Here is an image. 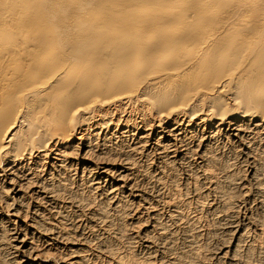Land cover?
<instances>
[{
  "label": "bare ground",
  "instance_id": "obj_1",
  "mask_svg": "<svg viewBox=\"0 0 264 264\" xmlns=\"http://www.w3.org/2000/svg\"><path fill=\"white\" fill-rule=\"evenodd\" d=\"M195 127L202 136L193 150L184 135ZM112 128L117 135L135 128L133 135L146 139L140 149L152 148L166 160L179 154V142L183 160L197 156L206 161L205 170L218 166L211 141L221 133L249 150L264 142V0H0V210L27 219L28 195L40 202L42 190L53 200L63 198L68 182L61 170H72L71 160L82 170L99 171L93 185L106 178L113 190L134 194L128 173L113 171L133 170L132 151L139 147L132 153L107 150ZM156 129L161 137L153 141ZM118 159L125 162L121 169L110 165ZM37 170H50L49 179ZM56 174L60 181L52 184ZM55 207L53 216L31 218L29 227L69 243L66 228L55 223L62 213ZM104 215L97 219L104 223ZM12 234L20 264H47L49 253L29 235ZM82 251L63 262L91 263Z\"/></svg>",
  "mask_w": 264,
  "mask_h": 264
},
{
  "label": "rangeland",
  "instance_id": "obj_2",
  "mask_svg": "<svg viewBox=\"0 0 264 264\" xmlns=\"http://www.w3.org/2000/svg\"><path fill=\"white\" fill-rule=\"evenodd\" d=\"M173 126L175 127L174 123H171L172 128H174ZM185 129V126H182L180 130L184 132L186 131ZM201 129L202 128L198 129V127H195L193 133L184 135L188 143L191 141V143H189L190 149L193 148V150H196L197 146H195V144L198 145L197 140L202 136L200 133L202 132ZM114 130L115 128H112V131L109 132V135H111L110 138H112L111 140L114 142L111 146H107L106 149L119 151L117 148H124L128 153L133 152V160L135 165H137L131 171H112L114 173H128L132 181V187L134 186L136 189L134 191L135 193L131 194L130 189L120 191L113 190L110 187L111 184L104 181L106 178L100 181L101 185H93L98 182L97 179H101V177L97 178L100 174L98 170H95L96 172H94V170H82V165H79L77 160L68 161V167L72 166V170H61V179L68 182L66 192L62 195V197L64 196L63 198L60 200H53L49 195L39 190L37 194L42 196L40 199L42 201L41 203V201L38 202L34 200L35 198L32 195H28V201L25 203V207L23 206L28 216L27 219L22 214H19V220H17L18 218L16 219L11 216V212L8 211L9 214L7 210H0V212H2L0 214V241L4 239L0 242V264H14L15 262V264H20L19 262L22 256L16 255L14 257L15 251L13 249V243H11L12 233L16 231L22 235H29L28 237L33 239L35 246L39 248V250L43 249L41 251L44 252V255H48L49 253V255L46 256L48 259L45 258L47 264H67L64 263L65 258L67 257L66 259H68V256L70 257L74 250H83V255L87 259L86 262H91L88 264H115L116 262V264H264L263 141L258 142L260 139L256 141L252 146L255 150L250 147V150H252L250 151L243 146V144H240V142H234V140L230 141V138L226 134L222 136L221 133V136L217 135L215 136L216 139L214 138V140L211 141L215 150L219 152V156H217V159H219L218 166L217 168L214 167L215 169L213 170H207V168L205 170L206 161L203 160L201 162L199 158H196L197 156H192L191 158L183 160L184 152L182 151L184 149L179 142V144L177 143V147L179 146V148H177L179 154L176 156L172 154L173 158L176 157L177 159H173L171 158L172 156L169 155L167 156L168 160H166L160 158L157 152L152 148L147 149L146 146V148L140 149V141H143V139H139V135L136 134L137 132L133 135L136 130L135 128L129 133L124 131V133L120 134V132L118 135ZM141 133L143 134V131H141ZM115 134L116 136L113 137ZM157 137L158 139L161 137L160 129L155 130L151 139L154 141L157 140ZM145 140L146 139H144V141ZM215 141L216 143H214ZM137 142L138 145H134L137 144ZM143 145L145 144L143 143ZM133 147H139L137 151L139 153L132 151ZM146 154L150 156H146ZM155 154L156 156H154ZM112 155H115L114 152ZM115 162L110 165L113 164L112 167L116 169H121L122 165L125 163L123 162V164H120L122 161H119V159L117 161L115 160ZM94 163H96V160ZM44 165L46 167L48 166L45 162ZM37 171L39 173V178L42 180L49 179L47 178V174L50 170H45V172L44 170ZM206 171L208 173H206ZM57 174L52 184L54 182L55 184L56 182L59 183L60 176ZM158 182H161V184H157ZM108 190L113 192L109 193ZM107 192L108 195H106ZM137 194L140 196L136 197ZM65 195L66 197L67 195L71 197H67V199ZM89 198L91 200L89 202L93 203L86 209L87 206L84 203L86 200H89ZM107 200L110 203L113 201L111 203L112 206L108 204L109 202H107ZM77 201L82 203L79 204ZM117 201H119V204ZM120 201L122 203H120ZM44 202H47L49 206ZM77 203L79 206L82 205L80 206L82 208L77 207ZM225 203L227 205H225ZM228 203H230V207ZM50 205H52V207H50ZM225 206L229 207L228 209L230 210ZM53 207L57 208L56 211L58 210V213L62 212V215L60 214V218H57L55 223L59 228L62 227L63 229H67H65V231L69 235L70 245H68V241L67 243L65 240L59 241V239H56L52 234L43 237L39 232H35L29 227L33 219L40 220L44 217L46 219L49 218V216H53ZM90 207L93 209H90ZM102 207L104 210L107 208L110 209H107V211H109L106 212ZM101 209L103 211H101ZM123 209L125 210L123 211ZM32 212L33 214H31ZM93 212H95V215ZM104 212L106 215H109L107 218L105 217L106 222L104 221L103 223V221L97 218H99L102 213L104 214ZM91 216L92 218L96 217L95 220L92 219ZM64 222L68 224H64ZM86 241L90 244L88 245ZM2 242L5 243L3 244ZM63 242L65 244H63ZM82 242L85 243V245L82 244ZM97 247L101 250L99 251ZM104 249L106 251H104ZM108 249L111 251L110 254L104 253L109 252ZM109 258L112 263L109 261ZM60 261L62 262L60 263Z\"/></svg>",
  "mask_w": 264,
  "mask_h": 264
}]
</instances>
